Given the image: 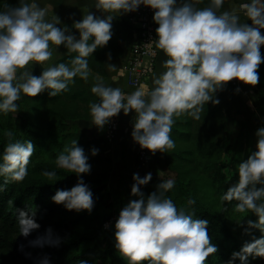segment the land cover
Returning <instances> with one entry per match:
<instances>
[{"label": "clouds", "instance_id": "obj_1", "mask_svg": "<svg viewBox=\"0 0 264 264\" xmlns=\"http://www.w3.org/2000/svg\"><path fill=\"white\" fill-rule=\"evenodd\" d=\"M200 0H94V7L103 15L91 11L82 19L74 20L72 27L79 30V38L61 24L58 16L48 19L47 6L38 0H18L16 5L2 0L0 3V113L17 112L22 94L34 97L48 90L56 97L75 84L76 77L88 81L91 75L88 57L112 38L114 18L138 11L141 5L154 10L153 20L157 38L156 48L166 59L162 70L153 74L152 87L141 85L132 92L107 85L99 77L91 92L99 97L89 104L91 124L103 129L121 110L127 115L133 110L132 137L141 148L169 153L175 147L170 133L175 118L187 114L200 119L204 105L219 104L216 92L234 78L249 85L259 82L257 69L264 62L261 45H264V0H240L230 9L220 11L225 0H209L206 7H197ZM240 13L251 24L241 21ZM52 45H63L68 54L76 53L69 62L47 64L53 55ZM111 60V54H108ZM43 71L37 76L30 71L34 63ZM46 65V66H45ZM109 69L116 65L107 64ZM121 69L120 75H123ZM239 91V89H237ZM8 138L0 152V191L9 183L22 181L28 174L30 158L36 150L32 140L13 139L15 133L5 129ZM256 151L239 164V179L220 195V200L237 203L233 211L251 210L257 219H247L243 232L252 235L239 251L232 253L228 264H250L249 257H264V235H253V229L264 233V123L256 130ZM98 148L91 149L97 155ZM89 156L77 140L56 157V166L78 176L71 189H57L51 199L68 210L92 212L93 191L80 174L90 173ZM49 179L55 171L45 170ZM131 193L138 199L130 200L115 222V248L127 264H205L210 254L218 251L208 233V219L195 217L178 209L165 195L175 186L172 178L162 179L156 191L145 196L142 185L152 180V173L141 177L133 173ZM189 204L195 199L190 198ZM36 208L17 209L19 233L28 236L40 224L35 219ZM243 225L245 221L237 220ZM60 237L47 235L32 241L58 245ZM42 264H51L44 258ZM79 264H91L81 259Z\"/></svg>", "mask_w": 264, "mask_h": 264}, {"label": "trees", "instance_id": "obj_2", "mask_svg": "<svg viewBox=\"0 0 264 264\" xmlns=\"http://www.w3.org/2000/svg\"><path fill=\"white\" fill-rule=\"evenodd\" d=\"M8 3L16 5L18 0H8ZM112 25L113 35L107 45L97 48L87 58L89 67L102 76L108 74V54H111V58L121 56L125 48L123 43L128 45L132 38L129 25L123 17L114 18ZM260 51L264 57V45H261ZM75 55L76 53L68 54L55 63L69 62ZM29 70L39 76L43 68L36 65ZM257 71L259 82L250 86L255 87L257 93L255 112L261 115L264 123V62ZM75 80V84L69 85L68 91L56 97L50 96L48 90L34 97L22 94L17 101L20 106L17 112L7 115L0 113V152L8 142L4 135L5 129H11L15 133L13 139L32 140L36 149L30 158L25 178L9 183L4 191H0V222L3 225V231H0V249L11 247L23 264H42L44 258H48L51 264H79L81 259L89 260L91 264H127L114 246V226L118 218L114 215V202L110 201L106 214L99 211L113 196L107 186L115 166L113 157L108 154L112 141H109L106 133L98 137L85 136L80 121L91 119L89 104L91 101H98L99 97L91 92L89 81L79 77ZM215 95L220 100L223 90L217 91ZM227 119L222 105L211 102L204 105L200 119L187 114L176 117L170 133L175 147L169 153H155L156 175L152 174V180L141 186V191L147 196L156 191L162 179L175 180V186L165 195L174 201L178 209L194 212L195 217L209 220L208 233L212 242L218 246V251L209 255L206 260L211 256L208 264H228L232 257L229 259L227 255L223 256V250L231 243L228 251H239L241 243L250 241L252 235L245 234L243 228L247 227V219L258 218L251 210L234 212L233 207L237 203L235 200L224 202V207L220 200V195L233 185H230L223 162V142L229 137ZM73 140H77L89 156L91 171L80 175L93 191L94 207L91 213L87 210H68L63 204H57L51 199L57 189H71L78 182L77 174L56 166V157ZM93 147L99 149L97 155H92ZM122 158L124 172L119 178L125 185L119 188L117 195L122 200L138 199L131 193L134 180L130 174L133 168L143 164L140 153L123 143ZM136 159L139 161H135ZM45 170L55 171L56 176L49 179L43 175ZM134 172L141 177L147 174L144 171ZM0 183H3L2 178ZM190 198L195 199L194 204L188 203ZM228 206L229 211L226 210ZM27 207L36 208L35 219L40 227L24 236L19 233L17 209ZM237 220L245 223L241 225ZM49 229L54 238H61L58 245L45 243L40 246L31 243L38 237L47 235ZM236 233L239 234L238 238ZM253 235L259 238L264 233L253 229ZM249 261L250 264H264V257L250 256ZM235 264H240L238 258Z\"/></svg>", "mask_w": 264, "mask_h": 264}, {"label": "rangeland", "instance_id": "obj_3", "mask_svg": "<svg viewBox=\"0 0 264 264\" xmlns=\"http://www.w3.org/2000/svg\"><path fill=\"white\" fill-rule=\"evenodd\" d=\"M34 63V62H33ZM40 65L39 63H34L32 65ZM31 68V67H30ZM226 92L223 91V96L221 97L220 104L222 105L224 111L227 113L228 119L226 122V128L229 132V137L223 142L224 146V158L223 162L226 166L225 172L230 179V185L235 184L239 179L238 167L239 164L246 160L247 155L253 151L257 150V137L255 135L256 130L262 125L261 115L256 114L255 110L257 108V93L255 87H251L249 84H245L241 81L238 86L231 85L229 82ZM239 89V91H237ZM131 119V118H130ZM127 125L120 124V130L118 133V139L122 140L123 143L128 144L132 149L138 153L141 149V146L134 141L131 133L133 128H130L124 132V127ZM85 127V128H84ZM81 128L86 137H91L92 133L90 129L87 128V124ZM122 143V144H123ZM112 144V142H111ZM152 155V160L146 165L136 166L132 169L131 177L133 178L134 171L145 173L151 172L155 173V154L153 155L151 150L147 149ZM113 157L112 151H108ZM114 160H117L116 157H113ZM135 161H139L136 159ZM124 169V162L117 163L114 166V171L111 179L107 182L108 189L112 193V199H108L107 204L104 207H101L99 211L103 214H106L109 209L110 201L114 202L113 211L116 218L119 216L120 210L130 201L131 198H125L122 200L117 195L119 188L123 187L125 184L120 177L119 172ZM224 207V204H223ZM226 210L229 211V206L226 207ZM246 214V213H245ZM230 219V218H229ZM0 231H3V225L0 222ZM236 238L239 237V234H235ZM243 243H241L242 247ZM231 247V243L228 244L227 248L223 250V256L227 255L230 259L232 253L237 251V249L232 252L228 251V248ZM211 259V256L209 260ZM208 261L205 264H208ZM0 264H23L22 260L17 256L16 252L11 248L0 249Z\"/></svg>", "mask_w": 264, "mask_h": 264}, {"label": "crops", "instance_id": "obj_4", "mask_svg": "<svg viewBox=\"0 0 264 264\" xmlns=\"http://www.w3.org/2000/svg\"><path fill=\"white\" fill-rule=\"evenodd\" d=\"M39 4L41 7H45L47 6L48 8V19H55L56 16H58L60 18L61 24L58 25V27H63V25H68L69 29L71 30V32L75 33L77 35V38H79V30L75 29L72 27L73 25V21L74 20H80L82 19L84 13H86L88 10L95 13L96 15H103V13H101L99 10H97L94 7V0H38ZM209 0H200V2L197 4V7H206L208 5ZM240 2V0H225V3L223 5V7L220 9V11H223L225 9H230L233 4H238ZM241 16V21H245L247 19V17H245L243 15V13H240ZM120 17L125 18V14L120 15ZM246 22L248 24H250V20H246ZM124 45V53L117 57V58H111V60H107L106 61V68H107V76H102L96 72H94L90 67L91 70V75L89 78V82L92 84L96 82V78L99 77L103 80V82L107 85H111L113 87H120L122 90H124L125 92H132L134 91L136 88L138 87H133V86H129L128 84H126L124 82V80H122V78L120 77L119 73H120V66L123 63V61L126 59L127 57V52L126 49L128 48L129 44L126 45V42L123 43ZM52 51H53V55L50 58V60L48 62H46L47 64H55V62L63 57H65L66 55H68V50L63 46H55L52 45ZM166 59L165 54L163 53L162 50L158 49V55H157V63H156V68L154 73H159L162 70V61ZM114 64L116 65V67L114 69H109L107 67V64ZM45 65V66H46ZM153 73V74H154ZM152 80H153V75L151 76L150 80L143 85H147L148 88L150 89L152 87ZM228 83L225 84L223 91L226 92ZM140 87V86H139ZM135 116V111L133 110L132 112H130L129 114L125 115L123 110H122V116H121V124L127 125L126 127H124V132H126L127 130H129L130 128H133V117ZM131 118V119H130ZM80 124H83V127L85 126V124H87V128L92 130L91 133V137H98L100 135H104L105 134V130H106V125L104 126V128L98 129L97 126L91 124V119L90 120H81ZM85 128V127H84ZM118 135L117 137L112 141V148L109 151H112L113 157H116L117 160H114L115 165L117 163L120 162H124L123 158H122V149H123V142L122 140L118 139ZM114 159V158H113ZM124 169H122L119 174L123 173Z\"/></svg>", "mask_w": 264, "mask_h": 264}, {"label": "built area", "instance_id": "obj_5", "mask_svg": "<svg viewBox=\"0 0 264 264\" xmlns=\"http://www.w3.org/2000/svg\"><path fill=\"white\" fill-rule=\"evenodd\" d=\"M153 15L154 10L144 5H141L138 11L125 13L132 38L126 49L127 57L120 66V71L122 69L124 74L119 75L129 86L139 87L146 84L155 71L158 48L153 40L157 38L155 29L158 24L153 20ZM261 33L264 34V29H261ZM229 83L238 86L241 81L234 78ZM121 116L122 110L106 125L105 133L109 141H113L119 133ZM139 153L143 164L151 162L152 156L147 150H140ZM108 224L109 222L106 223Z\"/></svg>", "mask_w": 264, "mask_h": 264}]
</instances>
